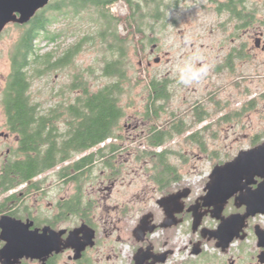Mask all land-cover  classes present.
<instances>
[{"label":"flooded vegetation","instance_id":"1","mask_svg":"<svg viewBox=\"0 0 264 264\" xmlns=\"http://www.w3.org/2000/svg\"><path fill=\"white\" fill-rule=\"evenodd\" d=\"M215 7L228 16L217 31L231 32L230 38L225 35L214 44L219 60L216 70L234 72V61L248 60L252 51H264V19L257 17L253 0L217 1ZM157 49L152 42L148 57L139 61L144 69V63L162 62ZM12 53L8 71H0V250L13 244L20 254L13 251L7 259L0 257V264H264V177L254 175L228 199L213 203L205 198L206 183L213 167L223 162L212 166L195 191L181 183L177 168L167 160L170 151L163 143L190 125L177 119L188 116L187 111L178 113L179 108L172 107L174 88L168 70L165 74L154 68L149 74L151 97L145 117L158 119L169 105V122H173L169 131L155 128L150 133L142 129L151 127L145 120L132 126L135 137L147 138L151 148L160 149L132 151L134 163L146 159L145 170L141 164L139 175L135 170L137 177L128 178L130 172L120 162L126 146H120L117 126L97 144L45 167V152L60 147L66 107L76 99L64 106L55 99L45 107L29 97L34 113L23 121L13 107ZM178 73L181 78V70ZM157 85L165 96L155 97ZM188 111L192 126L203 121L198 102ZM45 116L51 120L47 127H55L48 141ZM201 130L188 137L198 138ZM158 131L164 136L155 144ZM98 166L99 173L92 175Z\"/></svg>","mask_w":264,"mask_h":264},{"label":"rangeland","instance_id":"2","mask_svg":"<svg viewBox=\"0 0 264 264\" xmlns=\"http://www.w3.org/2000/svg\"><path fill=\"white\" fill-rule=\"evenodd\" d=\"M217 1L224 0H132L140 7L138 22L143 32L135 34L124 60L127 63L125 78L119 82L122 91L118 98L123 116L116 128L120 129V146H126L120 154V162L124 171L130 172L128 178L137 177L134 171L140 170L141 164L145 170L143 162L146 159H140V164L134 163L132 151L160 149L151 148L147 138L135 137L132 126L145 120L152 128L142 129L150 133L155 128L169 131L168 125L173 122H169L172 117L169 105H165V112L158 119L145 117L151 97L149 74L154 68L168 73L172 79V107L179 108L178 113L187 111L185 113L188 114L177 118L189 123L188 128L179 134L174 132L163 143V147L170 151L167 160L177 168L181 183L199 190L202 180L215 163L230 160L239 150L264 139V51H252L248 60L234 61V72L216 70L219 60L214 44L225 35L231 36L230 30L217 31L219 22L228 17L221 11L216 12ZM253 7L258 9L257 17L264 19V0H253ZM110 11L117 16L130 13L124 1L111 4ZM67 14L57 11V21L49 29L61 35L56 42L42 41L37 52L53 51L58 59L72 44L82 41V37L88 35L89 38L82 42L80 53L72 56L68 64L30 78V97L43 102L45 107H50L55 99L64 106L82 92L81 88L71 89L75 75L81 76L91 92L117 81L116 77L103 74L105 61L110 58L100 51V41L93 32L97 29L96 24L87 20V15L86 20L81 21L74 14ZM261 26L264 27V21ZM23 30L11 22L0 35V71L3 73L8 71L14 44ZM125 31L127 28L121 24L120 34ZM145 36L141 42L140 38ZM152 42L158 45L156 51L162 62L150 66L144 63L146 73L139 61L148 57ZM187 64H192L195 70L206 69V73L190 84H176L181 81L178 71ZM167 70L169 72L166 73ZM196 102L205 117L192 126L190 122L193 119L188 109ZM60 126L64 128L62 121ZM198 129H202L198 138L188 137L190 132ZM93 170L92 175L99 173L100 166Z\"/></svg>","mask_w":264,"mask_h":264},{"label":"trees","instance_id":"3","mask_svg":"<svg viewBox=\"0 0 264 264\" xmlns=\"http://www.w3.org/2000/svg\"><path fill=\"white\" fill-rule=\"evenodd\" d=\"M117 1H124L127 4L130 11L128 15L117 16L110 11L111 4ZM58 10L66 16L67 13H72L76 19L81 21L86 20L87 15V20L96 24L97 29L93 32L100 41V51L110 58L105 61L102 68L103 74L114 76L117 81L91 92L81 76H74L71 89L81 88L83 93L77 94L75 102L66 107L67 117L64 119L66 129L65 132H61L60 147L56 151L51 148L45 152L46 168L49 162L65 160L72 151L80 152L97 144L116 128L118 120L123 116L118 98L122 91L119 82L121 83L125 78L127 63L124 60L135 34L143 32L141 23L138 22L140 7L132 0H50L44 8L36 12L28 23L20 25L24 30L13 48V107L15 113L23 117V121L26 116L29 117L34 113L27 102V98L30 97L28 93L30 78L38 77L42 72L68 64L72 56L80 53L82 42L89 38L88 35L82 37V41L72 44L58 59L54 57L53 51L39 54L37 51L42 41L56 42L61 35L49 29L50 25L57 21ZM121 24L127 28L123 34L119 32ZM145 39L146 36L141 37L140 41L143 42ZM154 88L157 90L155 97L165 96L164 91L160 90L158 85ZM50 113L53 114L51 119L54 118L55 113L53 111ZM43 121L45 140L48 141L49 138H53L55 127L53 125L47 127V123L51 120L46 116ZM163 136L162 131L155 133L154 143L159 144ZM53 145L54 143H51V147Z\"/></svg>","mask_w":264,"mask_h":264},{"label":"water","instance_id":"4","mask_svg":"<svg viewBox=\"0 0 264 264\" xmlns=\"http://www.w3.org/2000/svg\"><path fill=\"white\" fill-rule=\"evenodd\" d=\"M49 2L50 0H0V32L11 22L20 25L28 23ZM256 174L264 177V140L252 148L239 150L232 159L214 166L206 183L205 198L213 203L224 201L247 186ZM244 199L247 201V197ZM13 251L18 254L20 248L13 244L5 245L0 250V257L7 259Z\"/></svg>","mask_w":264,"mask_h":264},{"label":"clouds","instance_id":"5","mask_svg":"<svg viewBox=\"0 0 264 264\" xmlns=\"http://www.w3.org/2000/svg\"><path fill=\"white\" fill-rule=\"evenodd\" d=\"M206 73V69L195 70L192 64H187L181 70V78L180 80L185 84H190L196 80L202 78V76Z\"/></svg>","mask_w":264,"mask_h":264}]
</instances>
